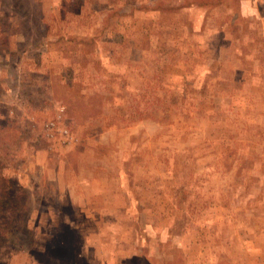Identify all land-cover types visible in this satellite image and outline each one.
Returning <instances> with one entry per match:
<instances>
[{"label": "rangeland", "instance_id": "1", "mask_svg": "<svg viewBox=\"0 0 264 264\" xmlns=\"http://www.w3.org/2000/svg\"><path fill=\"white\" fill-rule=\"evenodd\" d=\"M0 264H264V0H0Z\"/></svg>", "mask_w": 264, "mask_h": 264}, {"label": "trees", "instance_id": "2", "mask_svg": "<svg viewBox=\"0 0 264 264\" xmlns=\"http://www.w3.org/2000/svg\"><path fill=\"white\" fill-rule=\"evenodd\" d=\"M0 193L3 194L2 190H0Z\"/></svg>", "mask_w": 264, "mask_h": 264}]
</instances>
